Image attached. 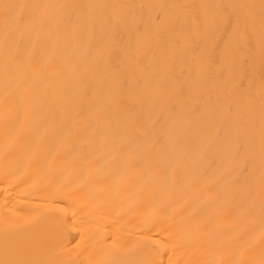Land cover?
Masks as SVG:
<instances>
[{"label":"bare ground","instance_id":"1","mask_svg":"<svg viewBox=\"0 0 264 264\" xmlns=\"http://www.w3.org/2000/svg\"><path fill=\"white\" fill-rule=\"evenodd\" d=\"M0 264H264V0H0Z\"/></svg>","mask_w":264,"mask_h":264}]
</instances>
